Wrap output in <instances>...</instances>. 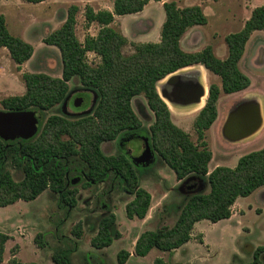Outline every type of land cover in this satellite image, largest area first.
I'll return each mask as SVG.
<instances>
[{
    "label": "trees",
    "instance_id": "16d2710c",
    "mask_svg": "<svg viewBox=\"0 0 264 264\" xmlns=\"http://www.w3.org/2000/svg\"><path fill=\"white\" fill-rule=\"evenodd\" d=\"M40 4L47 0H21ZM164 0H113V11L95 10L86 6L84 12L87 28L99 26L96 36H87L80 42L76 36L78 6H71L63 25L51 33L45 44L56 47L62 59V77L54 78L43 73L23 75L26 91L22 96L1 101L5 111L36 110L43 114L62 107L70 95L69 82L77 79L82 88L97 95L93 113L78 117L54 115L44 123L35 138L8 144L0 139V208L19 201L33 202L46 191L60 196L68 209L76 206L77 189H71L67 171L71 160L78 159L85 166L83 186L91 187L112 175L123 183V190L134 199L126 206L129 220H144L150 210L152 197L140 187L138 171L124 155L106 156L102 145L113 142L122 135L147 131L150 144L161 160L175 173L179 181L189 177L204 180L208 192L191 195L184 204L175 225L157 231L144 232L136 241L135 254L144 258L154 249L173 252L182 248L192 238L194 226L202 221L216 224L229 220L238 199L248 198L264 187V148L242 156L234 168L219 166L212 172L206 132L218 117L217 104L221 92L234 94L251 85V80L239 68L246 45L252 34L264 31V5L256 7L242 30L225 37L228 57L219 59L208 46L200 52L189 53L181 48V39L192 27L205 26L208 18L200 5L181 8L174 1L164 2L165 21L159 43H129L128 39L111 27L116 17L142 13L151 2ZM131 46L133 52L125 54ZM7 49L17 66L27 63L34 48L8 30L4 15H0V50ZM89 53L100 58V64L88 63ZM203 66L218 76L222 87L211 85L204 108L194 122L199 144L176 126L168 105L160 97L158 85L167 77L186 68ZM144 96L154 114L149 130L144 128L133 109V101ZM10 168L19 171L23 179L17 182ZM73 235L80 239L82 228L78 224ZM121 238L116 228V216L110 213L101 218L99 231L91 240L95 249L109 248ZM11 237L0 232V264L4 262L6 244ZM38 248H45L42 235L34 240ZM262 250V249H259ZM71 252L58 248L53 252V264H72ZM130 253L121 251L117 260L126 264ZM259 253L254 264H259ZM9 264L22 263L14 258ZM153 264H166L157 258Z\"/></svg>",
    "mask_w": 264,
    "mask_h": 264
},
{
    "label": "rangeland",
    "instance_id": "374dc122",
    "mask_svg": "<svg viewBox=\"0 0 264 264\" xmlns=\"http://www.w3.org/2000/svg\"><path fill=\"white\" fill-rule=\"evenodd\" d=\"M205 1L185 0L182 4L188 7L203 6ZM55 2L58 4L0 0V15L5 16L10 33L22 38L34 48L33 57L20 67L11 59L7 49L0 50V112L5 111L1 105L2 100L24 95L26 91L24 74L43 73L54 78L62 77L60 51L56 47L46 45L44 41L63 25L71 6L80 8L76 26V36L80 42H84L87 36H96L99 31L97 24L87 28L84 18L86 6L96 10L112 6L109 0H55ZM97 5H100V8ZM263 5L264 0L207 1L208 24L198 30L202 33L203 42L214 40L219 44L224 42L227 35L242 30V24L254 6ZM162 19L165 20L163 6L159 2L152 1L148 4L145 14L139 17L127 16L123 22L117 20L112 28L121 33H123L121 28H124L127 34L148 32L151 39H155ZM263 36L264 34H256L257 43L251 45L249 56L244 63L245 67L249 68V59L256 50L257 44L263 41ZM123 52L131 54L133 49L127 46ZM87 60L92 66L100 64V58L94 53H89ZM263 68L260 66L249 68L247 73L252 82L251 92L259 93L264 97ZM184 77L188 84L193 83L192 75ZM203 81L208 88L213 84L217 86L221 84L219 78L212 76H208ZM162 83L158 85L159 94ZM69 87L70 95L62 107L46 114L32 110L42 116V126L54 115L75 118L93 113L97 95L82 88L77 79L69 82ZM80 99L85 101L83 106L77 104ZM133 109L143 127L149 130L154 123V114L149 109L144 96L133 101ZM194 122V119L189 121L185 128L193 142L199 144ZM149 136L147 131L140 132L137 136L135 133H129L102 145V151L106 156L124 154L138 171L140 187L152 197L150 210L144 220L127 218L126 206L134 197L124 192L123 183L119 178L112 175L104 182L85 188L83 184L86 180L84 176L86 168L80 160L74 159L68 164L67 171L69 186L78 191L74 208L65 207L61 203L60 196L49 190L33 202L19 201L14 205L0 208V232L11 237L6 244L3 264H9L14 256L22 263L53 264L51 258L58 248L72 253V264H119L117 256L121 251L129 252L131 255L126 264H153L157 258L163 259L166 264H254V256L257 252L259 264H264V187L248 198L238 199L232 208V216L229 220L216 224L209 221L197 223L190 242L182 248L173 252L154 249L144 258L135 254L136 241L144 232L157 231L164 227L172 228L188 198L193 194L209 191L207 183L200 178L192 176L179 181L175 173L154 152ZM210 137L209 145L208 140H205L209 149ZM146 143L152 150L151 162L134 163L133 158L142 155ZM217 146L215 143L212 145L215 155L219 156L221 151H218L221 147L219 146L218 149ZM263 148L264 132L252 141L233 147L229 151L224 150L223 155L229 157H223L219 161L213 159L209 166L213 168L217 162H220V166L235 167L236 159ZM10 171L17 182L23 179L21 172L13 168H10ZM110 213L116 216V228L121 233V238L115 240L109 248L95 249L91 240L99 231L101 218ZM78 224L82 228L80 239L73 235V229ZM37 235H42L45 248L40 249L35 244Z\"/></svg>",
    "mask_w": 264,
    "mask_h": 264
},
{
    "label": "crops",
    "instance_id": "0c3cea01",
    "mask_svg": "<svg viewBox=\"0 0 264 264\" xmlns=\"http://www.w3.org/2000/svg\"><path fill=\"white\" fill-rule=\"evenodd\" d=\"M109 1H110L112 6H107V8H104V7L100 8L99 7L100 5H97L100 8L97 10L113 11V0H109ZM172 1L179 4V7H181V8L188 7L184 4H182V3H184L185 0H164L163 2H159V3L163 6L164 2H172ZM207 1H209V0H206L204 2L205 4H202L205 15H206V2ZM43 3H50V4H54V5L58 4L55 2V0H47L46 2H43ZM257 7H259V6H257ZM146 8L142 13L135 14V15H137L138 17L142 16L143 14H145ZM255 8L256 7L254 6L253 9L250 11L249 16L246 18L244 24H242L243 26L241 29H243L245 23L249 20V18L251 17L252 11ZM128 16H131V15H128ZM125 17H127V16L116 17L115 22L117 20H122V22H123ZM164 21L165 20L162 19L161 24H160L159 29H158V33L155 35V39H151L152 37H150V34L148 32H145V33L144 32H141V33L131 32L130 34H127V33H125L124 28H121L123 33H124V34L123 33L122 34L128 39L129 43H150V42L151 43H159L161 40V29H162V25H163ZM207 24H208V22H207ZM112 25H111V27H112ZM201 28H202V26H195V27L190 28L185 33L183 38L181 39V42H180L181 48L184 51L189 52V53H197V52L202 51L206 47L210 46V47H212L214 54L219 59L225 60L228 57V47L226 45L225 39H224V42H222L220 44L218 42H216L215 40L213 42L210 41L208 43H205V42H203V38L201 37L202 33L198 31V30H201ZM256 34H258V35L264 34V31H256L252 34L251 38L249 39V41L246 45L244 55H243L241 61L239 62L240 70L247 77H248L247 69L256 68L259 66L261 68L264 67V42H263L264 36H263V41L261 40V42H259L257 44L256 50L253 52V54L251 55V57L249 59V62H250L249 68L245 67L246 65H244V63H246L247 57L249 56L248 53H249V50L251 48V45H254V43H257V41H255ZM198 35H200L201 38L198 37ZM253 40H254V42H253ZM263 70H264V68H263ZM176 74L192 75V78L194 81L199 79L200 83L206 88L207 95H206V97H204L202 99L201 104L185 106V104L176 105V104H171L167 101L165 102L170 109L171 118H172V121L174 122V124H176L179 128H182L185 132H188L185 128L186 124L193 119H194V121L196 120L200 111L204 108V106L206 104V100L208 98L209 88L206 86L203 79H206L208 76H212L214 78L215 77L219 78V77L210 73L201 65H196V66H193L190 68H186V69H184V70H182ZM169 77H167L166 79H164L162 81L163 82L162 86H165ZM219 80H220V78H219ZM220 83H221V80H220ZM218 87L221 88L222 84H220V86H218ZM252 88L253 87H252V82H251L250 87L241 91V92L229 94V95L221 92L220 98H219L218 104H217L218 117H217L216 121L214 122V124L211 126V128L206 132V139H205L206 141L208 140L207 141V143H208L209 137L213 133V136L210 137V140H211V142H210L211 148L210 149L211 150L209 149L212 152V160L216 159L215 161H219V160L223 159V157H229V155L228 156H226L225 154L223 155L222 152L224 150L229 151L233 147H237V146H240L241 144L252 141V140L256 139L257 137H259L264 132V97L259 93L251 92ZM237 108H238V111L236 112L235 110ZM256 108H258V111H259V118L256 119L255 123H254V121H253L254 119L252 117V114ZM231 123H232V125L234 124L235 127L232 126L230 129H228L227 125L231 124ZM251 123L254 124V126L257 123H258L257 125H259L258 129L252 134L250 133V124ZM213 143L218 145L217 146L218 149H219V146L221 147V149L218 151V152L221 151V154L219 156L215 155V151L212 147ZM208 145H209V143H208ZM241 157L236 159L237 163ZM210 163H209V165H210ZM220 165H221L220 162H217V164L213 168L209 166V171L212 172L215 168L219 167ZM224 167H227V166H224ZM229 168H234V167L229 166ZM6 250H7V247H6ZM6 250H5V254H6ZM5 254H4V261H5Z\"/></svg>",
    "mask_w": 264,
    "mask_h": 264
},
{
    "label": "water",
    "instance_id": "95a60500",
    "mask_svg": "<svg viewBox=\"0 0 264 264\" xmlns=\"http://www.w3.org/2000/svg\"><path fill=\"white\" fill-rule=\"evenodd\" d=\"M185 74H174L169 77L165 86L161 87L160 97L166 102L176 105L185 104V106L198 105L206 97V88L200 83L199 79L193 80L188 84ZM209 95V90H208ZM67 102V101H66ZM85 101L80 99L79 106H83ZM66 104V103H65ZM238 111V108L235 110ZM253 121L259 118L258 108L252 114ZM258 124V123H257ZM250 124V133H254L259 125ZM228 129L235 125L228 124ZM42 116L36 111H4L0 112V139L11 144L17 141H30L41 130ZM153 158L151 147L146 143L141 156L133 158L136 164L151 162Z\"/></svg>",
    "mask_w": 264,
    "mask_h": 264
},
{
    "label": "flooded vegetation",
    "instance_id": "af4514ba",
    "mask_svg": "<svg viewBox=\"0 0 264 264\" xmlns=\"http://www.w3.org/2000/svg\"><path fill=\"white\" fill-rule=\"evenodd\" d=\"M81 92H87V91H81Z\"/></svg>",
    "mask_w": 264,
    "mask_h": 264
}]
</instances>
